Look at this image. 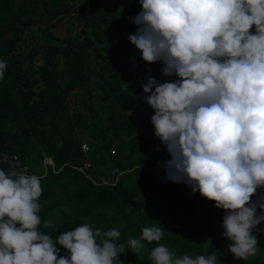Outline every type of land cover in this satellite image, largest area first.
Masks as SVG:
<instances>
[{
  "label": "trees",
  "instance_id": "trees-1",
  "mask_svg": "<svg viewBox=\"0 0 264 264\" xmlns=\"http://www.w3.org/2000/svg\"><path fill=\"white\" fill-rule=\"evenodd\" d=\"M141 9L138 0H0V59L7 61L0 168L11 171L3 155H16L17 171L42 177L40 215L53 222L43 230L54 240L85 222L102 231L122 225L119 241L157 224L166 229L160 242L178 256L215 253L217 264H264V221L253 229L257 253L234 257L222 235L226 210L156 167L170 154L154 134L150 93L141 85L149 76L161 83L176 77L164 75L160 61L154 70L129 41ZM61 23L64 37L54 31ZM84 135L92 143L87 154ZM262 198L264 186L251 197L257 214ZM160 242L145 241L138 254L126 249L118 259L152 264L150 249Z\"/></svg>",
  "mask_w": 264,
  "mask_h": 264
},
{
  "label": "clouds",
  "instance_id": "clouds-1",
  "mask_svg": "<svg viewBox=\"0 0 264 264\" xmlns=\"http://www.w3.org/2000/svg\"><path fill=\"white\" fill-rule=\"evenodd\" d=\"M138 2L129 41L143 60L161 61L162 73L176 77L161 83L149 76L141 85L150 93L154 134L170 154L165 177L226 210L228 249L247 259L257 253L253 229L264 221V198L259 214L251 201L264 186V0ZM6 64L0 59V78ZM41 179L0 168V264H123L118 254H138L145 241L165 236L152 224L119 241L122 225L102 231L85 222L54 240L43 230L53 222L40 215ZM149 254L152 264H217L215 253L178 256L162 242Z\"/></svg>",
  "mask_w": 264,
  "mask_h": 264
},
{
  "label": "built area",
  "instance_id": "built-area-1",
  "mask_svg": "<svg viewBox=\"0 0 264 264\" xmlns=\"http://www.w3.org/2000/svg\"><path fill=\"white\" fill-rule=\"evenodd\" d=\"M81 148H82V150H83V152L85 154H87L88 151L90 150V147H89V145L87 143L82 144ZM46 159H44L46 165L55 168L54 162L51 160V158L49 157L48 161H46ZM3 161L8 164L9 168L11 169V171H16V172L23 171V172L28 173L25 168H21L19 171H17V169L20 166H19V160H18L16 155L4 154L3 155ZM87 166H88V164L85 165V167H87ZM156 167L158 169H160V170H164L165 171L164 164H160L159 166H156ZM77 169L80 170V171H84V168H77ZM53 171H54V169H53ZM112 175H113L114 181H117L119 179V173L118 172L114 171L112 173Z\"/></svg>",
  "mask_w": 264,
  "mask_h": 264
},
{
  "label": "rangeland",
  "instance_id": "rangeland-1",
  "mask_svg": "<svg viewBox=\"0 0 264 264\" xmlns=\"http://www.w3.org/2000/svg\"><path fill=\"white\" fill-rule=\"evenodd\" d=\"M54 31H55L57 34L61 35L62 37H64V36L67 35V31L65 30V26H64L63 23H61L60 25H58V27L55 28ZM150 63L152 64V67H153V69L155 70V69L160 65V63H162V62L160 61V63H159V61H155V62H150ZM84 136H85V137H84V142L87 143L88 145H90V147H91V149H92V143H91L90 139L87 138L86 135H84ZM90 151H91V150H90ZM90 151H89V152H90ZM89 152H88V153H89ZM46 158H47V159H46ZM45 159H46V161H48L49 157H45ZM51 160H52V159H51ZM52 161H53V160H52ZM44 163H45V160H44ZM45 164H46V163H45ZM262 259L264 260V255H262Z\"/></svg>",
  "mask_w": 264,
  "mask_h": 264
}]
</instances>
